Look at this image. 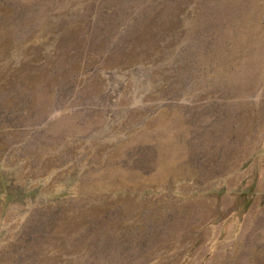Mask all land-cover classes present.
I'll use <instances>...</instances> for the list:
<instances>
[{"label": "rangeland", "instance_id": "obj_1", "mask_svg": "<svg viewBox=\"0 0 264 264\" xmlns=\"http://www.w3.org/2000/svg\"><path fill=\"white\" fill-rule=\"evenodd\" d=\"M0 264H264V0H0Z\"/></svg>", "mask_w": 264, "mask_h": 264}]
</instances>
